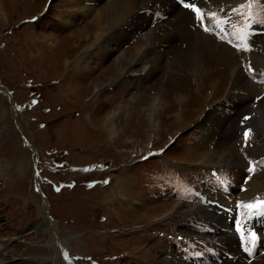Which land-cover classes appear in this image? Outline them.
Here are the masks:
<instances>
[{
	"label": "rangeland",
	"instance_id": "rangeland-1",
	"mask_svg": "<svg viewBox=\"0 0 264 264\" xmlns=\"http://www.w3.org/2000/svg\"><path fill=\"white\" fill-rule=\"evenodd\" d=\"M171 1L181 7L177 0ZM187 1L201 10L210 27L211 23L219 26L217 32L211 28L214 34L221 30L237 42L246 33L235 25L249 20L250 13H259V19L255 18L259 29L252 40L255 52L264 56V0H219L225 12L232 10L229 25L208 12L205 0ZM86 2L0 0V264H148L155 257L168 260L170 254L199 264L184 250L186 242L173 235L194 229L179 218L199 202L183 197L189 191L185 187L177 189L182 194L178 196L170 184L187 181L195 185L202 174H212L213 169L226 172L221 167L224 163L207 162L210 153L221 154L223 159L232 154L230 161L242 167L252 153L263 151L264 117L259 110L254 111L258 118L247 119L253 137L243 145L237 143V128L240 112L250 110L254 95H258L255 105L264 108V84L257 83L258 87L248 91L246 83L232 81L231 71L224 66L226 57L234 56L229 48L221 50L223 55L204 49L195 59H188L182 56L183 44L175 53L162 54L158 68L153 69L148 51L157 42L148 36L156 33L157 22L151 20L143 28L121 27L123 36L119 32L104 34L106 48L103 41L98 47V41L92 57L95 46L79 51L74 38L79 28L90 29ZM146 5L137 6L124 25ZM151 13V9L146 11ZM194 23L188 26L195 28ZM51 37L54 41L49 46ZM222 41L232 46L229 40ZM138 44L144 48L135 63L114 79L109 78L114 74L101 75L115 67L112 61L124 50L127 54ZM77 54L91 59L88 71L70 64L65 69L64 59L73 61ZM234 57L245 78L254 79L255 74L244 66L250 60L238 53ZM199 72L206 81L204 85L201 80L203 87L193 77L195 73L197 79ZM246 93L250 96L240 100ZM156 94L163 96L166 109L163 105L160 109L159 105L148 107L156 102ZM152 114L158 125L156 135L149 124ZM207 116L213 123L228 119L230 136L224 132L219 137L209 128L200 130V121ZM183 117L190 121L176 125ZM247 175L241 183L247 189L260 187L253 197L263 195L264 162ZM241 183H234L236 193ZM232 196L236 201L237 195ZM169 202L170 213L156 221L139 213ZM181 203L188 206L180 205L182 209L177 210ZM244 205L238 208H246Z\"/></svg>",
	"mask_w": 264,
	"mask_h": 264
},
{
	"label": "bare ground",
	"instance_id": "bare-ground-1",
	"mask_svg": "<svg viewBox=\"0 0 264 264\" xmlns=\"http://www.w3.org/2000/svg\"><path fill=\"white\" fill-rule=\"evenodd\" d=\"M86 1L87 2L85 6L89 14L91 26H90V29L88 26L85 28L81 27L79 28V30H77V33L74 34L75 36L74 38H76V40L78 41V46L80 47L79 51H87L90 48L92 50V47L95 46V43H97L98 41L99 42L97 46L99 47V45H101L102 41L104 40V37H103L104 34L105 36L106 35L112 36L115 33L119 32L120 33L119 35L123 36L125 35V32L121 30V27L126 26L125 30L127 27L136 28L137 26H140V28H143L145 24L147 23V21L151 20V21L157 22V25L155 26L153 30V32H156V33L148 36L149 40L151 39L153 40L156 38V42H157L156 43L157 46L150 48L148 51V54L151 56V59L153 62L152 64L153 69L158 68V65L160 64V57L162 54L169 53V52L175 53L178 51L180 46H183V44L186 46V49L188 50L185 49V51L182 53V56L188 59H195L196 55L199 56L201 54V53L199 54V52L202 50L204 51V49L216 55L217 54L223 55L221 50L225 49L226 51L227 48H229L233 50L232 55L234 56L237 55V53L239 54L240 58H243V56L246 55L245 58L249 59L250 61L245 62L244 66L247 69L248 68L251 69L250 71L251 73L256 74V78H255L256 82L255 80H252L253 82L249 81V79H246L243 74L240 62L239 61L237 62L234 56L232 58L226 57V64H224V66H226V68L231 71L232 77H233L232 81L236 80V83H243V84L246 83L247 84L246 88L248 91H251L255 89L256 87H258L257 83H259V86L261 87H262V84H264V56H261L255 52L254 45H253L254 42L252 40L254 35H251L250 32L246 31L248 27H259L255 22L256 16H257L256 21L259 19V16H260L259 13H251L249 15V20H243L242 23L237 24L238 30L244 31L247 33L246 35L247 40L240 43L239 44L240 47L238 48V50H235L229 46H226L225 43L221 42L213 34L212 30L207 32L203 30L204 29L203 27L200 28L199 23L202 25L204 21L203 22L198 21L195 17V13H193L191 10L186 11L182 5L181 7H179V4H177L176 6L175 4H173L171 0H86ZM205 2H208L209 4L208 12L221 16L224 23H226L225 25L230 24L229 22L230 15L228 12H225L221 8L222 6L221 1L205 0L204 3ZM143 3L144 4L147 3L143 11L138 12L137 17L132 19V21L128 23V25H124V22L130 17L134 9H136L137 6L143 7L144 6ZM156 5H160V8H156ZM237 8L238 7H236V10ZM148 9L152 10V13L149 15L146 14V11ZM153 10H155L158 13L157 14L153 13ZM190 20L192 22L193 21L195 22L194 23L196 24L195 28H191L190 26H188L191 23ZM151 33L152 32H149V34ZM176 38L178 41L176 43H173L172 39H176ZM48 40H50L48 45L51 46V44H53L54 38L51 37ZM220 42L223 44H221ZM103 43H104V47L106 48L107 40L103 41ZM76 45L77 43L75 44V46ZM138 45L131 46L129 48L130 49L129 53L127 54L125 53V50H124L119 56L117 55L118 59L112 61L114 62V64H116L115 67L110 68L108 70L106 69L105 71L101 73V75L107 77L111 74H114L115 77L113 75L109 77V78L114 79L116 78V76H118L122 72L124 67L126 66L128 67L131 64L135 63L134 60H136L135 59L136 56L139 54H142V50L144 48V45L142 46L140 45L138 46ZM97 49L98 48L95 46L94 47L95 52L92 54V57L96 55ZM75 53L77 52L75 51ZM90 61L91 59L86 58V57H81V56L79 57L77 54L74 57L73 61L65 58L63 65L65 66V69H67V65L69 64L70 66L74 65L76 69L82 72H85V71H88L89 68H91ZM256 63H260V64L258 65ZM135 76L137 78H143L141 74H136ZM219 76L220 74L217 77ZM222 76L224 78L226 77L224 73L221 74V77ZM193 77L195 78V80H197L195 81L197 85L203 87V85L201 84L202 81L204 82V85H205L206 81L204 79V74H200V72L197 73V79H196V75L194 73ZM97 82H100V81H97ZM99 84L100 83L95 84V89H98ZM168 86H173V85H168ZM198 87L196 88V85H195V89H198ZM208 94H211V93H208ZM242 96H244V98H241ZM242 96L239 97L240 100L245 99L246 97L250 96V93H246ZM156 97H155L156 102H159V103H156L154 101V103H152L148 107L157 108L156 106L159 105V109H160V107H162L163 105L165 108L166 104L164 103L165 100L163 96L158 94ZM183 99H184V96L180 95L179 100L183 101ZM256 103L257 102H254L253 104H251V106L253 105V108L250 106V110L247 111V113L252 114L250 115L248 119H251L254 116H257L256 113L258 112V110H259V113L261 112V115L264 117V108L261 107L260 105L259 106L255 105ZM254 111H256V113ZM198 112L199 110L195 111V113H198ZM149 118H152L149 124L151 125V129H153V132L156 135V132L158 130V125L153 119V114L150 115ZM189 121L190 120H187L183 117V119L176 120L175 124L178 126H181V125H184L185 123H188ZM228 122H229L228 119H224V120L218 121L217 123H213L211 118L207 116L200 121V130H207L209 128L215 131L219 137H221V135L224 134V132H226V135L229 137L230 133L232 132L230 130V126H227ZM206 132L207 131L204 132L205 135H206ZM154 134L153 136H155ZM231 139L232 137L230 138V141ZM233 150L235 151V149ZM197 155L198 156L196 157H200V155L202 154H197ZM259 155L264 157V149L261 153L257 152V154H254L256 158L260 157ZM230 156H232V154L231 155L228 154L227 157L224 159L222 158L221 154L214 155V153H210L209 158L206 155L203 156V157L208 158L206 160L207 162L209 161V163H214V164L216 163L215 165H219V166L220 164L224 163V165H222L221 167L226 168V172L213 169L212 174L211 173L208 175L204 174L201 177L202 178L201 182L199 183V186L198 184H196V186L198 187H197V190L194 191L197 193H194V192L192 193V198L194 197L196 201L199 203L196 204V202L193 201L194 207H190L189 211L187 213L185 212L181 214L179 218L181 219V222L185 226L189 228H194V229L177 231L173 235H175V237H177L179 240L186 242L185 244H183L184 250L189 251V254L192 256L194 261H197L199 264H264V252L260 253L253 259L247 260V259L242 258L240 250L235 245L233 233L230 230V222H231L229 220L230 215L227 214V212L225 211V208H227L228 204L230 203V198L232 196L231 194H238L240 198L247 201V200L252 199L253 197L251 195L254 192H256L258 188H260V187L254 186L250 189L245 188L242 192L239 191L237 193L235 190L231 189L230 186H233L234 188V183L235 184L241 183V180L243 179L247 171L244 169L246 165L245 163H243L242 167H238L236 163L235 164L233 163L234 161H230L231 159L229 158ZM189 162H191V160ZM231 190L232 192L230 194ZM172 193L174 195H177L175 191H172ZM119 196L122 197L121 193L119 194ZM208 197L211 199H209ZM180 205L188 206L184 203H181L179 204V206H177V210L182 209V206ZM153 206L156 208H160V211L156 212V210H152L156 208H153L152 206L151 208H149L150 206H148L146 207V209L141 210V212L139 213L143 215L145 212V215H144L145 218H149V219L156 221L159 218H163L167 216L171 210L170 202L160 203L158 205H153ZM146 211H148L149 216L146 214ZM149 212L151 213L149 214ZM170 256L171 258L169 257V259L165 261L160 259V257L159 258L155 257L154 259L149 260L148 264H189V262L186 263L182 261L179 257L173 254H170ZM231 256H234V258ZM215 258H218V261H216Z\"/></svg>",
	"mask_w": 264,
	"mask_h": 264
},
{
	"label": "snow or ice",
	"instance_id": "snow-or-ice-1",
	"mask_svg": "<svg viewBox=\"0 0 264 264\" xmlns=\"http://www.w3.org/2000/svg\"><path fill=\"white\" fill-rule=\"evenodd\" d=\"M184 7L185 8L191 7L192 12L195 13L196 19L198 21H201V22L204 21L205 18L202 15L201 10L198 7H196L195 5H191L189 3H185L184 4ZM204 30L205 31H208V28L205 27ZM249 71H251V69H249ZM245 119H247V117H245ZM243 137H244V140L247 141L249 139V132L248 131H245L243 133ZM247 171L251 172L252 171V168H248ZM106 183H107V181H106ZM244 207L249 208V209H253V208H256V209L264 208V200L258 201L256 204H245ZM253 214H255V213H253Z\"/></svg>",
	"mask_w": 264,
	"mask_h": 264
},
{
	"label": "water",
	"instance_id": "water-1",
	"mask_svg": "<svg viewBox=\"0 0 264 264\" xmlns=\"http://www.w3.org/2000/svg\"><path fill=\"white\" fill-rule=\"evenodd\" d=\"M35 169H33V171H34ZM34 174V173H33ZM56 243L58 244V242L56 241Z\"/></svg>",
	"mask_w": 264,
	"mask_h": 264
}]
</instances>
